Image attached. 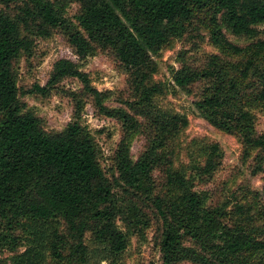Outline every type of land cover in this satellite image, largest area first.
<instances>
[{
  "label": "trees",
  "instance_id": "1",
  "mask_svg": "<svg viewBox=\"0 0 264 264\" xmlns=\"http://www.w3.org/2000/svg\"><path fill=\"white\" fill-rule=\"evenodd\" d=\"M61 4L59 7L58 5ZM0 0V246L15 252L14 232L32 229V235L49 236L54 261L88 264L86 239L98 244L103 261L116 264L128 249L127 236L116 220L115 189L126 188L152 205L158 217V264H264L255 261L264 253V241L244 219L243 207L228 213L223 207L208 208L190 181L173 169L162 152L169 138L187 122L156 112L153 98L162 92L151 84L156 71L153 57L173 39L181 38L199 18L212 24L216 42L227 53L241 57L225 68L213 58L203 69L180 72L174 83L180 88L205 81L207 93L194 105L215 128L235 134L244 155L258 151L264 161V133L252 134L251 106L264 107V38L240 47L230 42L221 26L237 37L259 38L264 25V0ZM69 4L79 7L74 26L65 16ZM15 9L12 15L8 11ZM56 30L67 37L79 61L94 47L108 50L128 73L134 99L125 105L148 122L145 151L135 162L131 138L141 127L135 116L111 109L102 93L91 84L80 65L57 60L46 86L33 85L25 92L17 86L15 64L31 53L34 37L48 39ZM77 80L96 111L122 126L115 152L117 178L109 180L99 162L93 138L75 120L61 133H47L41 120L24 112L21 95L48 98L64 81ZM74 100L75 94H70ZM156 112V113H155ZM221 165L218 144L207 146L200 174L211 175ZM161 169L162 190L156 193L152 174ZM258 172L264 167L258 163ZM154 194V195H153ZM238 218L236 219V217ZM62 228V229H61ZM46 241V242H47ZM190 245L187 246L186 244ZM33 253L19 255L15 264H35ZM150 264H156L154 262Z\"/></svg>",
  "mask_w": 264,
  "mask_h": 264
},
{
  "label": "rangeland",
  "instance_id": "2",
  "mask_svg": "<svg viewBox=\"0 0 264 264\" xmlns=\"http://www.w3.org/2000/svg\"><path fill=\"white\" fill-rule=\"evenodd\" d=\"M55 4L63 0H51ZM63 4L60 3L58 7ZM0 10L3 7L0 6ZM79 7L69 4L65 16L75 26V16ZM12 15L15 9L8 11ZM212 24L197 18L181 38L173 39L156 56L153 61L156 71L150 82L160 85L162 92L153 98L156 112L176 116L187 122V126L175 136H171L164 155L173 161V169L181 172L192 184L193 190L200 194L208 208L223 207L228 213L243 207L244 219L255 229L257 237L264 241V172H258L260 161L258 151L244 155L242 140L235 134H229L213 127L196 109L194 103L207 93L208 84L198 81L187 88L175 85L177 73H186L203 69L213 58L225 68L233 67L241 57L225 52L212 34ZM262 34L259 38L248 39L233 35L225 27L220 29L226 38L245 47L260 38H264V25L257 27ZM59 59H70L80 65L94 88L102 93H109L105 101L111 109H122L135 116L140 128L131 138V157L137 161L147 144L148 121L142 116L134 115L125 101L132 102L134 97L128 86L129 73L117 63L112 53L94 47L90 56L80 62L68 43L66 35L56 30L48 39L34 37V46L29 54H23L15 64L17 86L21 93L33 85L46 86L54 63ZM75 94V99L70 95ZM25 104L24 112L36 115L47 133H61L75 120L76 103L79 102V122L93 138L99 153V162L109 180L117 178L115 152L122 136V126L114 119L100 115L93 106L92 99L85 95L82 85L75 79H69L53 90L48 98L40 95H21ZM253 118L252 134L264 133V107L251 106ZM155 112V113H156ZM218 144L221 165L211 175L200 174L205 163L207 146ZM156 193L164 184L163 172L157 169L152 174ZM154 195V194H153ZM115 204L119 209L116 220L118 229L127 236L129 245L125 254L116 264H158L160 251L158 247V227L160 223L155 210L146 200L134 196L126 188L115 189ZM238 216L236 217V219ZM28 230L14 232L18 238L16 250L3 249L0 246V264H15V259L23 253L37 256L35 264H59L54 261L48 246L49 236L32 235ZM62 229V228H61ZM47 241V242H46ZM90 253L88 264H109L103 261L98 251V244L89 235L86 239ZM187 246L190 244L187 243ZM255 261L264 262V253L258 254ZM60 264H70L65 261ZM180 264H192L183 262Z\"/></svg>",
  "mask_w": 264,
  "mask_h": 264
}]
</instances>
